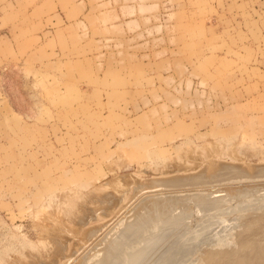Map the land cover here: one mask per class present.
Returning a JSON list of instances; mask_svg holds the SVG:
<instances>
[{
  "label": "rangeland",
  "instance_id": "1",
  "mask_svg": "<svg viewBox=\"0 0 264 264\" xmlns=\"http://www.w3.org/2000/svg\"><path fill=\"white\" fill-rule=\"evenodd\" d=\"M13 1L0 22V264H84L101 252L90 254L92 245L132 218L142 195L130 184L107 207L101 187L114 174L264 163V0H27L30 11ZM263 173L231 172L172 193L263 195ZM184 190L191 233L211 212L201 216ZM97 222L106 225L81 238ZM57 223L73 231L58 233Z\"/></svg>",
  "mask_w": 264,
  "mask_h": 264
},
{
  "label": "bare ground",
  "instance_id": "2",
  "mask_svg": "<svg viewBox=\"0 0 264 264\" xmlns=\"http://www.w3.org/2000/svg\"><path fill=\"white\" fill-rule=\"evenodd\" d=\"M213 159V158H212ZM196 160V159H195ZM211 160V159H210ZM209 160V161H210ZM241 160V159H240ZM239 159L236 161V162H227V161H221V160H219V159H213V160H211L210 162H208V163H206V164H204L205 165V167L203 168V167H200L202 170H199V171H191V169L193 168V167H185V166H179V164L177 165V166H179L178 167V169L177 170H182V171H180L179 173L178 172H176V173H174V172H171L170 171V168L169 169H165L163 172H162V176H157V175H154V176H151V177H149V178H141V177H138V176H136V175H134L133 173H126V174H121V175H117V174H114V176H112V178L109 180L108 179V181H106L105 183H103V185H102V187L101 188H103L102 190L104 191V195L103 196H101L100 194H97L96 192V194H97V196H95V197H98V196H101L100 198L102 199V202H104V203H106L105 205H107V207H110V205L112 204V203H114V207H115V205H117L116 204V201L115 200H119L118 198L119 197H124V194H126V192H127V190H128V188H129V186H130V184H132V188H134V191H135V193L134 194H138V193H141L140 195L141 196H139V199L140 200H134L132 197V199L135 201V203L136 204H134V203H132L131 205H135L134 207H133V209H132V207H130L132 210V212H129L132 216V218H125V222L123 223L122 221V225L120 224L119 226H118V228L116 229V231L115 232H110V233H113L112 235L110 234V236L109 237H107V238H105V237H99V240L96 238V240L94 241L92 238V240L96 243L97 242V240H98V242H99V244L97 243V245L98 246H96L95 244H94V242H93V244L94 245H92V246H95L94 248L93 247H91V249L93 250V251H91L90 252V254L92 253V252H95L94 250H95V248L97 247H99L100 249L99 250H101V252H99V251H97L96 253H94V255H93V257L92 258H90V259H88V260H83V263L84 264H141L142 262L144 263V261H146L144 258H145V256L148 254V253H150V252H153V251H155V250H157L158 248H159V246L162 244L161 243V240H163L165 237H166V235H168V233H170L171 231H174L175 230V232H179V231H183V229L186 227V225H184L183 223H184V221H185V219H187V218H189V216L192 214L191 212H192V208L190 209V207H189V205H188V207L187 206H184L183 204H184V202H185V198H187L186 196H189V195H183V190H180L179 191V188H178V191H179V193H181V194H179V193H177V194H179V195H175V194H173L174 192H175V188H177V187H180V186H182V185H184V184H187V183H199V182H203V181H209V182H211V181H214L215 179H220V178H222V177H226V176H228V178H229V175L231 174V172L232 173H235L236 171H237V174L239 175H243L242 177V179H244L245 178V176H247L248 177V175H252V174H256V173H258L256 176H259V172L262 174V172H264V163H252V162H247V161H245V162H241ZM198 161V160H197ZM244 161V160H243ZM175 163V162H174ZM172 164H173V162H172ZM183 164H185L184 163V161H183ZM174 165V164H173ZM181 165V164H180ZM195 165L196 166H194V168L195 167H197L198 165H197V163H195ZM176 165H174V167H175ZM203 166V165H202ZM170 167V166H169ZM174 167H173V169H174ZM238 167V168H237ZM177 168V167H176ZM236 168V169H235ZM175 170V169H174ZM233 170H234V172H233ZM248 174V175H247ZM264 174V173H263ZM233 175V174H232ZM231 176V175H230ZM224 177V178H225ZM250 177H253V176H250ZM257 178V177H256ZM211 179V180H210ZM227 179V178H226ZM260 180H261V178H259ZM262 179H264V177H262ZM252 180H254V179H252ZM219 181V180H218ZM239 181V180H238ZM215 182V181H214ZM240 182H241V180H240ZM240 182H237V183H240ZM254 182H255V180H254ZM262 182H264V181H261L260 183H262ZM213 183V182H212ZM221 183V182H220ZM235 183V182H234ZM250 183V182H249ZM253 183V182H252ZM252 183H250V184H252ZM255 183H257V182H255ZM255 183H253V184H255ZM200 184V183H199ZM198 184V185H199ZM209 184V183H208ZM224 184H225V182H224ZM231 184V183H230ZM247 184V183H246ZM249 184V185H250ZM257 184H259V183H257ZM207 185V184H206ZM190 186V185H189ZM192 186V185H191ZM215 186V185H214ZM217 186V185H216ZM222 186V185H221ZM229 186H231V185H229ZM234 186V185H233ZM232 186V190H233V187ZM245 186V185H244ZM255 186H256V184H255ZM157 187H161V188H158V192L156 191L155 193H151V191H149L150 193H149V195L147 194L146 195V193L147 192H145V195H143L144 193H142L143 191H146V189H149V188H157ZM185 187V186H184ZM195 187V186H194ZM200 187H201V185H200ZM211 187V186H210ZM225 187H226V185H225ZM252 187V186H251ZM260 187H261V185H260ZM181 188V187H180ZM196 188V187H195ZM206 188H209V187H206ZM213 188H215V187H213ZM218 188H220V187H218ZM217 188V189H218ZM221 188H224V187H221ZM227 188V187H226ZM235 188H238V187H235ZM254 188V187H253ZM105 189V190H104ZM107 189V190H106ZM165 189H168V191L166 190V192H165ZM170 189V190H169ZM197 189V188H196ZM229 189V188H228ZM251 189V188H250ZM133 190V189H132ZM161 190H164V192H162ZM173 190H174V192H173ZM187 190H189V189H187ZM192 190L193 189H191L190 191L192 192ZM198 190V189H197ZM204 190H205V188H204ZM216 190V189H215ZM220 190V189H219ZM244 190V189H243ZM252 190V189H251ZM254 190H257V189H255L254 188ZM263 190H264V188H263ZM161 191V192H160ZM185 192H187V194H188V192L189 191H186V190H184ZM194 191V190H193ZM201 191V190H200ZM211 191H213V190H211ZM153 192V191H152ZM173 192V193H172ZM177 192V191H176ZM195 193H197L196 192V190L194 191ZM194 192H192V193H194ZM203 192V191H202ZM204 192H206V193H208L207 191H204ZM203 192V193H204ZM221 192V191H220ZM219 192V193H220ZM229 192V191H228ZM239 192V191H238ZM258 192V191H257ZM256 192V194H259V193H257ZM105 193H106V195H105ZM190 193V192H189ZM201 193V192H200ZM203 193H201V194H199V195H195L194 196V194H191V195H193V197L192 196H190L191 198H193L192 200H191V198L188 200L187 199V201H188V203H190L189 201L191 200L193 203V206L195 205V207H197L199 210H201V211H205V212H207V211H209V207L211 206V209L213 208L212 206H218V204H220L221 202H226V199H232V197H235V196H238L240 193H237V192H235V194L233 193V194H228L227 196L226 195H224V196H220V197H216V198H212V197H215L214 196V194L215 193H213V196L211 197V195L209 194H203ZM209 193H211V192H209ZM225 193V192H224ZM254 193V191L250 194V193H247V194H249V195H252ZM260 193H264L263 191L262 192H260ZM95 194V195H96ZM133 193H132V195H133V197H135L136 195H134ZM198 194V193H197ZM212 194V193H211ZM222 194V193H221ZM131 195V196H132ZM216 195H217V191H216ZM261 195V194H260ZM264 195V194H263ZM118 196V197H117ZM144 196V197H143ZM146 196V197H145ZM239 196H241V195H239ZM253 196H255L254 194H253ZM141 197H142V199H141ZM117 198V199H116ZM236 198V197H235ZM246 198V197H245ZM97 199V198H96ZM99 199V198H98ZM130 199L128 198V201H129ZM99 201H100V199H99ZM120 201V200H119ZM118 201V202H119ZM127 203H128V201H127V198H126V200H125ZM124 201V202H125ZM131 201V200H130ZM134 201H132V202H134ZM99 203V202H98ZM100 204H103V203H101L100 202ZM231 204H233V203H231ZM96 205H98V204H96ZM120 205V204H119ZM119 205L116 207V208H118L119 209ZM130 205V206H131ZM186 205V204H185ZM190 205H191V203H190ZM91 206H93V205H91ZM91 206H88V207H90L91 208V211H96L97 210V207H99V205L97 206V207H91ZM112 206V205H111ZM121 206H123V204L121 205ZM120 206V207H121ZM126 206V205H125ZM102 207V208H101ZM101 207H99V208H101V209H103V208H107V207H105L104 206V204L103 205H101ZM127 207V206H126ZM129 207V206H128ZM187 207V208H186ZM92 208H95V209H93L92 210ZM111 208V207H110ZM113 208V207H112ZM111 208V209H112ZM123 208V207H122ZM121 208V209H122ZM248 208V207H247ZM82 209H84L83 207H82ZM110 209V210H111ZM117 209V210H118ZM128 209V208H127ZM210 209V211H209V213L210 214H212V211L213 210H215L214 208H213V210H211ZM100 210V209H99ZM106 210H108V209H106ZM249 209H247L246 211H244V212H242L241 214H240V216L242 217V219L244 218H246V217H248L249 215V213H250V211H248ZM98 211V210H97ZM105 210H103V211H99L98 213H101V212H104ZM130 211V210H129ZM92 212V213H93ZM108 212V211H107ZM110 212V211H109ZM112 212V211H111ZM116 215L118 214V213H120V212H116V210L115 211H113ZM123 212V211H122ZM125 212V211H124ZM195 212V211H194ZM193 212V213H194ZM80 213V215H78L79 217V219L81 220V219H83V217H82V215H85V214H82L83 212L81 211V212H79ZM85 213V212H84ZM105 213H106V211H105ZM208 213V212H207ZM208 213V214H209ZM235 213H236V211H235ZM235 213L233 214L232 213V216H234L235 215ZM237 213H238V211H237ZM82 214V215H81ZM90 214H91V212H90ZM89 214V215H90ZM103 214V213H102ZM101 214V215H102ZM108 213H106V214H104V215H107ZM196 214H198V213H196ZM195 214V215H196ZM201 216H205L206 214L204 213V212H201ZM203 214H205V215H203ZM92 216H93V214H91ZM101 215H99L101 218L103 217V216H101ZM109 215V214H108ZM115 215V216H116ZM121 215V214H120ZM194 215V216H195ZM199 215V214H198ZM94 216H97V213L95 214V212H94ZM124 216V215H123ZM200 216V217H201ZM209 216V215H208ZM208 216H206L205 217V219L208 217ZM81 217V218H80ZM85 217V216H84ZM105 217V216H104ZM114 217V216H113ZM112 217V218H113ZM120 217V216H119ZM122 217V216H121ZM126 217V216H125ZM128 217V216H127ZM199 217V216H198ZM109 218V217H108ZM196 218V217H195ZM85 219V218H84ZM96 219V218H95ZM104 219V218H103ZM199 219V218H198ZM229 219V218H228ZM101 220V219H100ZM106 220V219H105ZM118 219H116V220H114V221H117ZM182 220V221H181ZM188 220V219H187ZM196 220H197V218H196ZM203 220H204V218H203ZM231 220V219H230ZM229 220V221H230ZM232 220H233V218H232ZM78 222H79V220H77ZM76 221V223H78ZM86 219L84 220V222H82V220H81V222L82 223H86ZM89 221V220H88ZM87 221V222H88ZM103 221V220H102ZM101 221V222H102ZM109 221V220H108ZM108 221H105L104 223H108ZM114 221H113V224H114ZM195 221V220H194ZM199 221V220H198ZM201 221H202V218H200V222L199 223H201ZM233 221H236V220H233ZM58 223H61V221L60 222H58ZM57 223V224H58ZM62 223H64L63 225H66L65 224V222H62ZM61 223V224H62ZM99 225L101 224V223H99V222H97ZM103 223V222H102ZM198 223V222H197ZM79 225H77V224H75V225H77V228H78V226L80 227L81 226V223H78ZM95 224V223H94ZM93 224V225H94ZM53 225V224H52ZM59 225V224H58ZM83 225V224H82ZM92 225V224H91ZM90 225V226H91ZM96 225V224H95ZM99 225H98V227H95L94 229H90V230H88V231H86L87 233H86V237H81V238H84V239H88L89 240V238L93 235V236H96L97 234V231L98 230H100L101 228H102V225H106V224H101V226L99 227ZM112 225V224H111ZM111 225H110V227H111ZM196 225H198V224H196ZM195 225V226H196ZM60 226V227H59ZM58 227H59V230H58V228H57V226H56V228H57V230H58V233H61L62 232V230H60L61 228H64V227H66L67 228V231L69 232L70 230H68V229H71L72 230V228H68L67 226H62V225H59ZM87 226H89V225H87ZM55 227V226H54ZM54 227H52L51 228V230L54 228ZM76 227V226H75ZM74 226H73V228L77 231L78 229H76ZM84 227H86V226H84ZM108 227H109V225H108ZM249 227V230L250 231H248L246 234V236H245V238H246V241L244 242L245 244V246H249V245H252L251 243L254 241V239L255 240H257V241H259V240H261V241H259L254 247H252L253 249V251H252V253L250 254V255H248L246 258H244V260H242V262H244V264H264V224L263 225H260L259 227H255V226H248ZM56 228H55V231H56ZM194 228V227H193ZM83 229V228H82ZM213 229V228H212ZM54 230V229H53ZM52 230V231H53ZM75 230H74V232H75ZM85 230H86V228H85ZM107 230V229H106ZM103 231V232H107V231ZM108 230H109V228H108ZM193 230V229H192ZM194 230H197L196 232H197V234H199V236L202 234L201 232H200V230H201V227H198L197 229L195 228ZM193 230V231H194ZM54 231V232H55ZM59 231H61V232H59ZM73 231V230H72ZM193 231H191V232H193ZM67 232V233H68ZM189 232V231H188ZM200 232V233H199ZM49 233H51L49 236H51L52 235V232L50 231ZM58 233H53V234H58ZM64 233L66 234V229H65V231H64ZM77 233H81L80 231L79 232H77ZM77 233H74V235L76 236L77 235ZM84 233V232H83ZM94 234H96V235H94ZM64 234H61V235H56V237H58L57 239L59 240V245H61L62 246V243L61 242H63V246H65V244L67 243H64V241H68L69 239H70V237H72V236H70L69 237V234L67 235L68 237H69V239L67 240L66 238V236H63ZM101 235V234H100ZM54 236V235H53ZM52 236V237H53ZM79 236V235H78ZM92 236V237H93ZM105 236V235H104ZM256 236V237H255ZM64 237H66V238H64ZM79 237V238H80ZM215 237V235L214 234H212L210 237H209V239L211 240H213V238ZM230 237H233V235H231ZM255 237V238H254ZM49 238H51V237H49ZM54 238V240H56L55 239V237H53ZM76 239H74L73 241H74V243L73 244H75V240L77 241V237H75ZM100 238H101V240H100ZM208 239V238H207ZM230 239H232V238H230ZM50 240V239H49ZM52 241H53V239H51ZM57 240V241H58ZM87 240V241H88ZM86 241V242H87ZM54 242H56V241H54ZM54 242H52V244H56V243H54ZM69 242V241H68ZM85 242V243H86ZM51 243V242H50ZM164 243V242H163ZM209 243H211V244H213V246H211L210 248H216L217 246H219L220 244L221 245H223L225 242H223L222 240H219L218 239V241L217 242H209ZM84 244V243H83ZM91 244V243H90ZM54 245H51V246H53V249H51V253H52V251L53 250H55V246ZM59 245H57V246H59ZM61 246H59L60 248H61ZM62 246V247H63ZM89 246V245H88ZM67 246H65V248H66ZM73 247V245H71V248ZM80 247H82L83 248V246H81L80 245ZM80 247H79V249H80ZM64 248V247H63ZM64 248V249H65ZM70 247H69V250L71 249ZM81 248V249H82ZM88 248H90V247H88ZM96 248V249H97ZM50 249H49V251H50ZM64 249H60V251L61 250H63L64 251ZM78 248H77V250H79ZM80 249V250H81ZM205 249H208V248H205ZM202 250L203 252H200L201 254H196L197 252H195V253H193L192 252V256H191V254L182 262V264H223L221 261H220V257L218 256V255H216V252L214 251V250H212V249H208V250ZM59 249L57 248V251H58ZM198 250H199V248H198ZM197 250V251H198ZM60 251H58L56 254L57 255H59V252ZM76 251V250H75ZM88 251H89V249L87 250V253H88ZM56 252V250L54 251V253ZM62 252V251H61ZM60 252V253H61ZM69 251H66V253H68ZM77 252V251H76ZM83 252H85V250L83 251ZM50 253V254H51ZM54 253H53V255H54ZM74 253V256H75V254H77V253H75V252H73ZM86 253V252H85ZM85 253L83 254L82 253V251H81V254H82V256L83 255H85ZM73 255V254H72ZM51 255H49L48 257H49V259H53V257L51 258L50 257ZM60 257H63V255H59ZM81 256V255H80ZM81 256V259L82 258H84V257H82ZM90 256V255H89ZM56 259H57V256L55 255L54 256ZM67 257V256H66ZM78 258H80L79 256H77ZM56 259H55V261H56ZM71 259V258H70ZM74 259V258H73ZM44 260V259H43ZM78 260V259H77ZM41 261V260H40ZM47 261H48V259H47ZM62 261V260H61ZM73 261V260H72ZM79 261V260H78ZM43 262V261H42ZM49 262V264H50V260L48 261ZM53 262V264H54V261H52ZM57 262V261H56ZM66 262H68V261H66ZM74 262H75V260H74ZM77 262V261H76ZM75 262V263H76ZM80 262V261H79ZM78 262V263H79ZM32 263V262H31ZM45 263V262H44ZM74 263V264H75ZM39 264V263H38ZM52 264V263H51ZM63 264H64V262H63ZM70 264V263H69ZM71 264H73V263H71ZM77 264V263H76ZM80 264V263H79ZM82 264V263H81ZM145 264H147V262L145 263ZM243 264V263H242Z\"/></svg>",
  "mask_w": 264,
  "mask_h": 264
},
{
  "label": "water",
  "instance_id": "3",
  "mask_svg": "<svg viewBox=\"0 0 264 264\" xmlns=\"http://www.w3.org/2000/svg\"><path fill=\"white\" fill-rule=\"evenodd\" d=\"M246 196L238 195L235 196L237 198L232 197L230 202H221L220 205L215 206L216 210L206 220L198 224L197 228L201 227L202 234L200 236L197 234V230L190 233L186 228L179 232L171 231L161 240L162 244L159 248L148 253L144 258L146 261L141 264H145V262L148 264H182L190 254L192 256V252L201 254L200 252H203L202 250L205 248L214 250L223 264H244L242 260L250 255L253 251L252 247L261 241L254 239L252 245H244L246 233L250 231L248 226L259 227L264 224V195ZM210 208L211 206L209 210ZM247 209L250 211L249 216L242 219L240 214ZM198 211L201 212V210ZM235 211L238 213L232 216ZM228 218H234L236 221L231 223ZM212 234L215 237L210 240L209 237ZM231 235L233 237H230ZM171 238L172 240H170ZM218 239L225 243L216 248H210L213 244L209 242H217Z\"/></svg>",
  "mask_w": 264,
  "mask_h": 264
},
{
  "label": "crops",
  "instance_id": "4",
  "mask_svg": "<svg viewBox=\"0 0 264 264\" xmlns=\"http://www.w3.org/2000/svg\"><path fill=\"white\" fill-rule=\"evenodd\" d=\"M10 1H12V3L14 2L13 0H10ZM40 1V0H39ZM138 1L139 0H130V2H132V3H134L135 5L138 3ZM27 0H24V10H26V11H30V7L28 6V8H25V5H26V7H27ZM8 3H9V0H0V22H2L3 21V14H4V11H3V6H5V5H8ZM125 5V7H127V8H129V7H131L130 5H126V3L124 4ZM153 24V23H152ZM139 25V24H138ZM152 26V25H151ZM152 39H153V37H151ZM150 41H151V43H152V40L150 39ZM136 42H138L137 40H136ZM156 53L158 54V51H156ZM133 55V54H132ZM140 56H142V54H140ZM145 56H146V54H145ZM149 56H150V58H151V56L153 57L154 56V53H153V51H151L150 50V52H149ZM154 58V57H153ZM153 66H151V68H152Z\"/></svg>",
  "mask_w": 264,
  "mask_h": 264
}]
</instances>
